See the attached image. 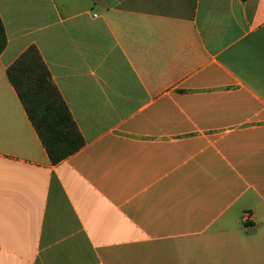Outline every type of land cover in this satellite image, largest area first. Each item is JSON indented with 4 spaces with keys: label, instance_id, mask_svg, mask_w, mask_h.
<instances>
[{
    "label": "crops",
    "instance_id": "1",
    "mask_svg": "<svg viewBox=\"0 0 264 264\" xmlns=\"http://www.w3.org/2000/svg\"><path fill=\"white\" fill-rule=\"evenodd\" d=\"M0 19V264H264V0ZM30 47L84 141L55 165L6 77Z\"/></svg>",
    "mask_w": 264,
    "mask_h": 264
},
{
    "label": "trees",
    "instance_id": "2",
    "mask_svg": "<svg viewBox=\"0 0 264 264\" xmlns=\"http://www.w3.org/2000/svg\"><path fill=\"white\" fill-rule=\"evenodd\" d=\"M5 46L6 35L0 19V54ZM6 77L51 164L83 147L76 124L34 47L28 48L6 69Z\"/></svg>",
    "mask_w": 264,
    "mask_h": 264
},
{
    "label": "built area",
    "instance_id": "3",
    "mask_svg": "<svg viewBox=\"0 0 264 264\" xmlns=\"http://www.w3.org/2000/svg\"><path fill=\"white\" fill-rule=\"evenodd\" d=\"M244 220H245V218H244Z\"/></svg>",
    "mask_w": 264,
    "mask_h": 264
}]
</instances>
